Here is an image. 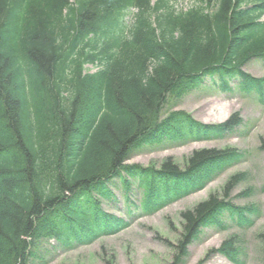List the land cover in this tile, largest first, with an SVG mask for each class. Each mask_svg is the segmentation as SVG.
I'll return each mask as SVG.
<instances>
[{
	"label": "trees",
	"instance_id": "obj_1",
	"mask_svg": "<svg viewBox=\"0 0 264 264\" xmlns=\"http://www.w3.org/2000/svg\"><path fill=\"white\" fill-rule=\"evenodd\" d=\"M177 4L0 0V264H30L45 239L70 250L125 229L129 222L98 197L113 198L116 178L128 195L132 182L123 173L143 190L136 208L153 214L244 159L226 147L196 149L183 165L171 156L160 166L127 163L144 146L224 138L239 127L238 112L219 124L185 110L164 113L205 76L218 75L225 91L235 77L264 88V78L243 69L264 55V0ZM247 177L231 175L222 193L181 212L179 239L167 241L172 264L184 263L205 228H225L226 218L253 224L260 208L232 197ZM260 238L264 250V232ZM212 251L241 263L236 235Z\"/></svg>",
	"mask_w": 264,
	"mask_h": 264
},
{
	"label": "rangeland",
	"instance_id": "obj_2",
	"mask_svg": "<svg viewBox=\"0 0 264 264\" xmlns=\"http://www.w3.org/2000/svg\"><path fill=\"white\" fill-rule=\"evenodd\" d=\"M192 1L178 0L177 7H187ZM127 19L128 22L132 21L131 16ZM90 68L93 71L97 69ZM245 69L256 77H264V57L252 60ZM172 108L185 110L205 122H222L239 111L244 123L235 133L222 139L141 147L127 163L160 166L165 158L171 156L183 165L193 150L202 147H235L245 151V159L229 167L204 189L153 214H144L136 208L143 198L138 179L126 177L132 182V192L126 196L123 181L116 178L109 183L114 198L108 200L98 197L102 200L104 210L123 217L129 221V226L115 235L103 236L91 244L79 245L70 250L61 249L60 243L54 238L45 239L38 244L36 256L30 260V264H172L174 250L171 244L177 243L182 230L181 212L207 199L212 193H222L228 178L241 171L248 172V177L233 190V200L241 206H259L260 214L252 216L254 222L250 227H242L226 218L225 228H205L199 239L189 247V255L183 264H200L203 261L204 264H238L212 251L232 235L237 236L243 250L239 264H264L263 242L260 238L264 232V149L261 147L264 145V101L256 90L246 92L237 81H233V91L224 92L214 80L208 79L203 86L179 102L170 99L164 112ZM246 190L252 191L249 196L242 194ZM129 198L132 203L128 202Z\"/></svg>",
	"mask_w": 264,
	"mask_h": 264
}]
</instances>
